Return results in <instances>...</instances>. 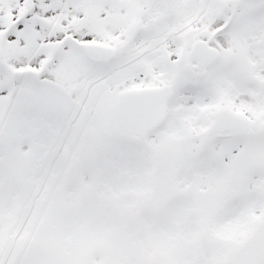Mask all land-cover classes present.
I'll return each mask as SVG.
<instances>
[{
	"label": "snow or ice",
	"instance_id": "6c2138e0",
	"mask_svg": "<svg viewBox=\"0 0 264 264\" xmlns=\"http://www.w3.org/2000/svg\"><path fill=\"white\" fill-rule=\"evenodd\" d=\"M0 264H264V0H0Z\"/></svg>",
	"mask_w": 264,
	"mask_h": 264
}]
</instances>
